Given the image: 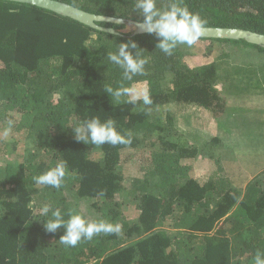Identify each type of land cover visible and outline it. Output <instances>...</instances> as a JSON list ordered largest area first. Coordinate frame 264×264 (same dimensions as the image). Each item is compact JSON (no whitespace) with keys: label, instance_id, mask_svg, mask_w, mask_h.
Wrapping results in <instances>:
<instances>
[{"label":"trees","instance_id":"trees-1","mask_svg":"<svg viewBox=\"0 0 264 264\" xmlns=\"http://www.w3.org/2000/svg\"><path fill=\"white\" fill-rule=\"evenodd\" d=\"M62 1L96 14L143 19L136 0ZM172 2L157 0V7L165 10ZM178 2L205 26L264 33V0ZM129 39L147 61L132 80L108 59ZM200 39L196 43H207V55L214 56L192 66L186 46L166 55L156 48L155 34H111L35 5L0 0V129L12 120V131L29 141L19 161L0 170V264H254L257 251L264 252V163L255 174H239L225 166L224 151L214 156L209 150L216 167L199 180L187 160L200 149L178 129L170 106H198L220 120L232 104V77L240 75L237 54L264 48L244 40ZM136 83L147 85L150 105L142 99L128 103L131 91L119 101L106 93L108 86L132 90ZM92 117L113 119L131 143L76 140L72 127ZM9 146L0 137V159ZM60 160L72 173L61 188L32 180ZM130 160L142 173L127 186ZM133 202L139 214L129 220L125 206ZM46 204L60 209L65 220L80 214L121 229L66 247L59 241L63 227L55 233L43 227L47 217L40 210Z\"/></svg>","mask_w":264,"mask_h":264},{"label":"rangeland","instance_id":"rangeland-1","mask_svg":"<svg viewBox=\"0 0 264 264\" xmlns=\"http://www.w3.org/2000/svg\"><path fill=\"white\" fill-rule=\"evenodd\" d=\"M122 31L131 32L129 27H125ZM207 45L204 41L191 47L183 45L191 53L187 57L188 63L195 66L211 61L214 53L207 55ZM249 52L242 50L237 54L241 58L237 57L236 62L232 61L235 63V71L240 75L234 73L230 82L229 93L232 95V104L223 118L214 119L207 110L198 106H170V111L175 113L174 119L178 129L184 133L190 143L200 149L199 156L187 160L192 164L193 174L199 180H205L216 167L215 161L208 155L209 150L213 151L214 156L224 151L225 166L236 168L239 174L242 172L246 174L254 172L255 174L260 165L264 163V71L260 66L264 63V53L255 49H249ZM145 90H147L145 83H136L131 90V95L142 94ZM5 128L4 126L0 129V137L10 143L9 149L11 150L7 156L1 157L0 170L8 162L19 161L29 143L26 134L24 136L23 133L11 130L8 136H4ZM212 135L220 138L218 142H210ZM94 157H97V154ZM137 163L135 160H130L125 164L127 186H130L132 179L142 173L138 170ZM127 195L128 192L122 191L121 199L126 200ZM125 209L129 220L137 219L139 211L134 202L127 203Z\"/></svg>","mask_w":264,"mask_h":264},{"label":"clouds","instance_id":"clouds-1","mask_svg":"<svg viewBox=\"0 0 264 264\" xmlns=\"http://www.w3.org/2000/svg\"><path fill=\"white\" fill-rule=\"evenodd\" d=\"M135 8L139 10V15L143 18L138 21L140 28L149 35L155 34L158 41L156 48L166 55H172L178 45L193 46L206 33V21L198 14L190 12L187 7L180 6L178 0H173L171 6L165 10L157 7V0H136ZM138 49L140 48L137 41L129 39L121 42L116 52L108 54V59L123 69L124 78L127 80H132L135 75L144 72L147 61ZM130 91L129 89L114 90L111 86L106 88V93L115 97L117 101ZM141 99L144 105L152 103L147 90L142 94L137 93L131 96L127 102L135 104ZM13 123L12 120L7 122V127L3 132L4 136L10 134ZM72 129L76 140L85 144L99 146L107 143L115 146L131 143L130 134L127 137L121 134L113 119L102 122L99 117H92ZM70 176L72 173L69 172L67 161L60 160L54 167L33 176L32 180L36 184L59 189L64 184L65 178ZM40 211L43 217H47L43 219L46 232L55 233L61 227L65 229V234L60 237L59 241L66 247H76L82 239L91 240L102 232L113 233L121 229L120 224L104 220L88 221L80 214H71L65 220L60 209H52L51 205L47 204ZM254 264H264V252L257 251Z\"/></svg>","mask_w":264,"mask_h":264},{"label":"water","instance_id":"water-1","mask_svg":"<svg viewBox=\"0 0 264 264\" xmlns=\"http://www.w3.org/2000/svg\"><path fill=\"white\" fill-rule=\"evenodd\" d=\"M20 3L35 5L56 14L72 18L80 23H83L93 29L105 31L111 34L122 35L125 31H120L114 27L101 26L99 22H108L114 24L125 25L130 28L131 34L146 33L138 23L139 20H133L125 17L107 16L89 12L79 8L73 4L62 0H8ZM206 33L201 38L229 39V40H244L247 43L254 44L264 48V33L257 32L251 29L226 26H205Z\"/></svg>","mask_w":264,"mask_h":264}]
</instances>
